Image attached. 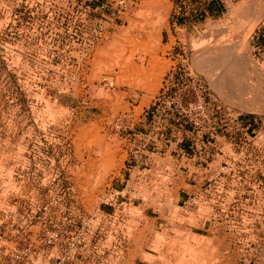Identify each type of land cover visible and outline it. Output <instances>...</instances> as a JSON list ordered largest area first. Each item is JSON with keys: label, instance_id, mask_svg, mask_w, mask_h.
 Masks as SVG:
<instances>
[{"label": "rangeland", "instance_id": "obj_1", "mask_svg": "<svg viewBox=\"0 0 264 264\" xmlns=\"http://www.w3.org/2000/svg\"><path fill=\"white\" fill-rule=\"evenodd\" d=\"M0 264H264V0H0Z\"/></svg>", "mask_w": 264, "mask_h": 264}, {"label": "built area", "instance_id": "obj_2", "mask_svg": "<svg viewBox=\"0 0 264 264\" xmlns=\"http://www.w3.org/2000/svg\"><path fill=\"white\" fill-rule=\"evenodd\" d=\"M125 0H122V3H124ZM170 80V79H169ZM168 78L165 82L166 86L168 87ZM176 102L180 109L186 112H200V110L203 107V91L200 85H198L197 82H195L194 87L190 90H184V92H180L179 95L176 96ZM159 97L155 100V103L153 106H156V103L159 101ZM220 107H218L219 109ZM40 248V247H39ZM38 246H33L31 243L28 246H25L23 249V252L28 254H34L37 253Z\"/></svg>", "mask_w": 264, "mask_h": 264}, {"label": "bare ground", "instance_id": "obj_3", "mask_svg": "<svg viewBox=\"0 0 264 264\" xmlns=\"http://www.w3.org/2000/svg\"><path fill=\"white\" fill-rule=\"evenodd\" d=\"M156 31V30H155Z\"/></svg>", "mask_w": 264, "mask_h": 264}]
</instances>
